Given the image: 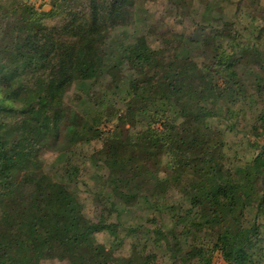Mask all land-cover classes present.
<instances>
[{
  "label": "trees",
  "instance_id": "1",
  "mask_svg": "<svg viewBox=\"0 0 264 264\" xmlns=\"http://www.w3.org/2000/svg\"><path fill=\"white\" fill-rule=\"evenodd\" d=\"M145 1L154 0H51L49 11L22 3L16 18L6 16L0 264H212L215 252L225 264H264V143L240 128L256 95L263 101L252 131L264 130V2L167 0L171 14L193 21L191 31L112 50V32ZM53 18L61 21L49 25ZM111 89L125 92V114L115 112ZM137 118L145 122L133 131ZM113 119L114 130L100 129ZM240 132L254 151L232 158L226 134ZM81 144L94 147L89 157L78 158ZM46 150L59 153L60 170L45 168ZM87 163L115 198L97 218L80 195ZM176 194L180 202L168 200ZM130 208L142 212L134 224L123 218ZM130 235V253L117 255Z\"/></svg>",
  "mask_w": 264,
  "mask_h": 264
},
{
  "label": "rangeland",
  "instance_id": "2",
  "mask_svg": "<svg viewBox=\"0 0 264 264\" xmlns=\"http://www.w3.org/2000/svg\"><path fill=\"white\" fill-rule=\"evenodd\" d=\"M220 2V0H217ZM264 2V0H262ZM28 4L30 6L35 7L39 11H49L51 9L52 3L51 0H0V28L5 26V18L6 16H10L11 19L16 18L19 15L18 6L21 4ZM196 7L193 8V12L200 10L199 2H195ZM172 6H169L167 0H154V1H145L137 6L134 13V19L132 23L126 26H120L116 30H114L111 34V40L109 41L110 44L113 46L112 50L119 49L122 47L121 45L127 43H134L138 37L145 36L147 38L148 43L154 44L157 41V38L160 37L162 33H169V32H181L187 28V31H191L192 20L186 18L185 21H180V19L176 18L174 14H171ZM227 12L232 14L234 12V5L226 6L225 8ZM17 12H16V11ZM199 18V17H197ZM61 21V18H53L48 19L46 22L49 25H54L55 23ZM201 52L200 49H195V53ZM107 80H102L98 87H105ZM108 83V82H107ZM112 91V100L115 102L114 110L119 114H125L126 112V94L125 92L115 93V89H111ZM71 98V97H70ZM70 98H67L70 105L76 107L77 109H82L85 111L88 103H84V101H71ZM261 98L258 96L253 95L250 97L248 103L243 106L240 116L241 119L244 121L246 128L240 127L242 129H246L249 133V138L252 142L259 141L260 143H264V130L259 128L258 133L259 135H254L252 128H258V116L260 114V109L262 107ZM164 107V106H163ZM137 125L133 128V131L140 130L143 126V122L141 118H137L135 121ZM119 125L117 119H113L111 121H104L100 125V129L103 131H111L116 128V125ZM158 124L157 126H159ZM217 126L224 127L221 123H216ZM130 124L126 125V128H129ZM241 129V130H242ZM226 138L229 141L230 148L228 149L231 157L235 158L237 154L239 155H250L252 151H254V146L249 145L247 142V137L243 133H231L226 134ZM94 151L93 146L89 145H80L77 148V152L80 155L78 158H81L82 155L89 157ZM257 152V151H256ZM236 154V155H235ZM44 165L48 171H55L56 169H61L63 166V159L59 156V153L55 151L46 150L43 153ZM87 170L90 168V163H87ZM91 172L84 171L83 175L81 176L80 182V195L83 202L86 205V209L88 214L93 217L97 218L105 208H107L108 204L111 201H114L115 198L111 194V187L105 185L107 187L104 188L102 191L101 186H96L95 181L92 179L94 174V170L90 168ZM106 173V172H104ZM150 173V172H149ZM147 180V179H145ZM87 181L85 184L84 182ZM150 184L146 183L145 187H142L144 191H147ZM87 188L91 190H100L104 195V198L107 200L106 202H102L100 200L97 201L99 197L95 194H92L88 191ZM99 191V192H100ZM102 197V196H101ZM170 201H181V196L179 194L173 195L168 199ZM141 210L136 208H130L125 211L124 219L127 220L130 224H134L137 222L139 215H141ZM167 224L172 226L173 222L171 221V215L168 214L167 216ZM146 235V234H145ZM142 235V236H145ZM141 236V237H142ZM135 235H130L126 238L123 245L120 246L116 250L117 255H126L130 253L132 242L135 240ZM98 240L101 242L106 243L108 246L110 245V238L105 234H99ZM40 264H69L67 260H61L58 257L45 259ZM212 264H225V260L220 252H215L213 257Z\"/></svg>",
  "mask_w": 264,
  "mask_h": 264
}]
</instances>
